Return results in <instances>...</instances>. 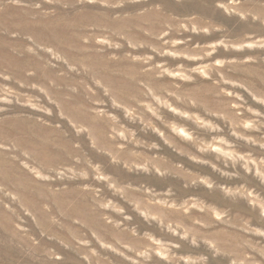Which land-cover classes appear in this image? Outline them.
Wrapping results in <instances>:
<instances>
[{"label":"rangeland","instance_id":"1","mask_svg":"<svg viewBox=\"0 0 264 264\" xmlns=\"http://www.w3.org/2000/svg\"><path fill=\"white\" fill-rule=\"evenodd\" d=\"M0 264H264V0H0Z\"/></svg>","mask_w":264,"mask_h":264}]
</instances>
